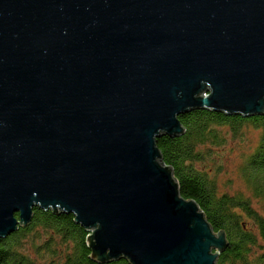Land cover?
Instances as JSON below:
<instances>
[{
	"label": "water",
	"instance_id": "1",
	"mask_svg": "<svg viewBox=\"0 0 264 264\" xmlns=\"http://www.w3.org/2000/svg\"><path fill=\"white\" fill-rule=\"evenodd\" d=\"M194 110L264 115V0H0V240L38 208L98 264H216L155 143Z\"/></svg>",
	"mask_w": 264,
	"mask_h": 264
},
{
	"label": "trees",
	"instance_id": "2",
	"mask_svg": "<svg viewBox=\"0 0 264 264\" xmlns=\"http://www.w3.org/2000/svg\"><path fill=\"white\" fill-rule=\"evenodd\" d=\"M178 121L181 135L155 140L159 160L171 172L180 196L196 204L214 233L223 234L227 247L216 264H248L246 257L252 263L264 264V203L262 208H255L240 194H219L215 179L197 168L205 152L211 150L206 144L224 141L223 127L235 135L248 124L259 132V139L246 160V185L253 198L264 197V115L242 118L194 110L178 116ZM87 238L72 215L33 208L27 227L0 240V264H98L90 258ZM256 247L263 250L254 256ZM107 264L129 263L122 259Z\"/></svg>",
	"mask_w": 264,
	"mask_h": 264
},
{
	"label": "rangeland",
	"instance_id": "3",
	"mask_svg": "<svg viewBox=\"0 0 264 264\" xmlns=\"http://www.w3.org/2000/svg\"><path fill=\"white\" fill-rule=\"evenodd\" d=\"M236 132L234 135L227 127H223L221 140L224 141L218 145L206 144L207 149L210 147L211 150L205 152V159L197 163V168L215 179L219 194H240L249 198L253 207L262 208L264 197L253 198L246 185V160L258 142L259 132L248 124ZM262 250L256 247L252 255H260ZM246 259L248 264H258Z\"/></svg>",
	"mask_w": 264,
	"mask_h": 264
}]
</instances>
